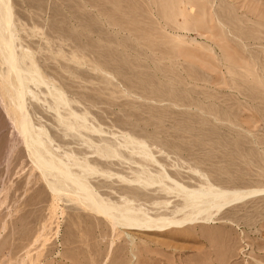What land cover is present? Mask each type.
I'll use <instances>...</instances> for the list:
<instances>
[{"label": "rangeland", "instance_id": "rangeland-1", "mask_svg": "<svg viewBox=\"0 0 264 264\" xmlns=\"http://www.w3.org/2000/svg\"><path fill=\"white\" fill-rule=\"evenodd\" d=\"M2 2L0 264H264V0H10L9 27ZM21 123L55 158L95 170L88 181L120 218L189 215V189L245 197L208 221L118 226L52 190ZM105 138L153 156L141 171L104 155ZM135 170L161 182H131Z\"/></svg>", "mask_w": 264, "mask_h": 264}, {"label": "bare ground", "instance_id": "bare-ground-1", "mask_svg": "<svg viewBox=\"0 0 264 264\" xmlns=\"http://www.w3.org/2000/svg\"><path fill=\"white\" fill-rule=\"evenodd\" d=\"M2 1H3L2 3H4V5L6 7V11L4 12V14L2 16V22L5 24L6 27H9V22L11 19V11H10V5H9L10 0H2ZM6 62L8 63V66L10 68L15 67L14 66L15 62H14L13 58L10 57ZM15 70L17 71L16 68H15ZM30 79H31V77H30ZM42 83L47 85V83L41 81L40 84H42ZM41 86H43V85H41ZM47 86H49V85H47ZM49 87L51 89H55V90H58L59 92L60 91L62 92V90L59 87L55 86L54 84L49 86ZM20 89L18 92L19 93L18 94V107L20 108L21 117H22V119H20V121L23 123L25 120V117H26V110L24 108L22 90H20ZM76 115L78 118L85 120V116H81L78 114H76ZM85 122H87V120H85ZM22 123L17 128L18 132L25 139L26 144H27V148L29 147L32 150V154H33L34 158H36V160H37L38 168L42 172L45 169L47 170L48 168L52 169L51 171H53L52 173L54 174L56 180L54 182V187L52 188V190L57 192L59 194V196L66 195L68 193L73 194L76 199L78 198V200H81V202H83V204L85 203L84 205H87L92 210H94L96 212H101L104 215L110 217L112 222L117 224L118 226L123 225V227H124V225H125L128 228L132 227L134 229H139L141 227H144V228L148 229L149 231L159 230V229L161 230L162 228L183 226V225H186L189 223H193L198 219L199 214H203V213H205V215H204L205 220L208 221L209 219H211V215H210L211 211H214L215 213L219 212L222 209L228 207L229 205L241 201V199H243L245 197V194L242 191L227 192V191H222V190L206 191L204 189H193V190L189 189V190L185 191V193L188 195L187 199H190L192 201V202L189 201L190 202L189 204L199 205V210H195V211H193V213H191L189 215H185L184 217H181V218L179 217V219H176V220H167V219L162 218V217L161 218H150L142 212L137 213V214L135 212L133 214V212H132L131 214L129 213L130 215L133 214L131 216V219H127L125 217L120 218V216H117L118 213L114 214V211H117L115 208H113L114 209L113 212H110V211H112V208H109L107 206V204L103 201L101 196L98 194L95 187H93L90 184V182L88 181V177H90L92 174H94L95 170L87 169L84 164H82L81 162H78V161L69 162V161H66V160H63L60 158H55L41 144V142L37 141L33 137L32 138L30 137V139L27 138V135L30 136V133H29L28 129L26 128V126L22 125ZM78 126L79 125H75L74 127L76 128ZM86 127H88V126H86ZM90 127H93L95 129L94 126H90ZM75 130H77V129H75ZM75 130H73V132ZM98 130H100V129H98ZM75 132H77V131H75ZM99 133H103V132H99ZM80 136H82V135H80ZM35 141H37V142L34 143ZM130 141H131V139H130ZM102 142H103L102 148H103L104 155H110V157L111 156H119V158L120 157L123 158V161H125L124 159L132 161L136 165L140 166L141 171H143V164L140 162V159L141 160L142 159L147 160V158H148L147 156H149V157L153 156L152 153L150 152V150L145 145L140 144L138 141H135V143H136L135 145H137V148H138L137 155H136L137 157L135 155H129V157H125L123 155V153H121L122 152L120 150L121 146L119 147L118 144L110 143L108 141V139H106V138L103 139ZM133 144L134 143H132V145ZM107 164H110V161H107ZM130 165H132V164H130ZM72 166H74L75 169L84 170L85 173H81V174L76 173L77 170H75V169L73 170ZM140 168H139V170H140ZM139 170H135L136 174L132 175V177H131L132 181L131 182L141 184L142 186H144L145 184H148L149 186H151L149 182H152L155 184H157V183L159 184L161 182L157 176H150L151 180H149V179L143 180L142 179L143 177L138 172ZM99 173H100L99 176L104 177L105 180L114 179V178H116V176L119 177L118 173L111 172L110 170H101ZM141 173H143V172H141ZM145 173H143V174H145ZM151 175H152V173H151ZM123 177L126 178L125 176H123ZM167 178L169 179L168 176H167ZM170 180L171 179H169V182H170ZM172 182H173V179H172ZM175 183L178 184V182H175ZM163 186H164V190L172 191L174 189L172 186H169V185L164 184ZM135 187L140 188L139 186H135ZM186 189H188V188L186 187ZM263 191H264V189H263ZM120 215H122V214H120ZM121 217H123V216H121ZM126 217L130 218L129 216H126ZM113 227H114V225H113Z\"/></svg>", "mask_w": 264, "mask_h": 264}]
</instances>
